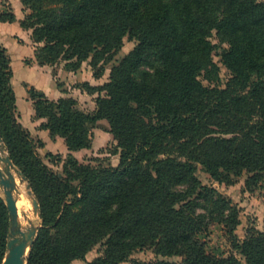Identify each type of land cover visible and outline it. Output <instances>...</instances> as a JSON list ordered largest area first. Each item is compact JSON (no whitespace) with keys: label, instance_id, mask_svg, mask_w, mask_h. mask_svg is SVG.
<instances>
[{"label":"trees","instance_id":"obj_1","mask_svg":"<svg viewBox=\"0 0 264 264\" xmlns=\"http://www.w3.org/2000/svg\"><path fill=\"white\" fill-rule=\"evenodd\" d=\"M21 1L30 9L21 25L32 29L40 64L65 59L78 69L89 59L100 78L125 38L137 41L106 82L84 83L99 92L91 112L73 98L29 89L35 116L46 119L40 127L64 137L69 150L90 147L91 127L110 123L119 164L92 166L70 155L64 173L44 161L19 119L12 58L0 41V136L42 219L27 264H73L98 243L102 253L86 264H120L146 247L182 257L148 264H264V231L239 240L237 207L197 175L198 164L219 182L248 172L250 190L264 178V0ZM14 20V12L0 13V21ZM214 31L228 44L224 86ZM205 204L208 212H198ZM214 218L244 260L208 252L200 234ZM10 225L0 195V264Z\"/></svg>","mask_w":264,"mask_h":264},{"label":"rangeland","instance_id":"obj_2","mask_svg":"<svg viewBox=\"0 0 264 264\" xmlns=\"http://www.w3.org/2000/svg\"><path fill=\"white\" fill-rule=\"evenodd\" d=\"M22 6L25 5L21 0H0V13L15 12L18 7L19 10L21 9L19 13L24 14L22 12L24 11V7ZM25 7L29 9V7ZM29 12L30 9L21 20H23ZM1 30L2 29L0 28L2 36H4L5 39L8 38L10 42L12 36L9 32ZM212 40L216 44L213 57L220 65V82L218 83L224 86L231 76L230 70L222 61V51L228 46V44L220 40L217 31H214ZM136 43L137 41L134 39L125 38L122 48L116 53L111 61L106 63L104 75L97 78L94 76V67L90 64L89 59L83 61L78 69L68 67L66 65L67 60L65 59H61L55 64H40L36 58L38 44H34V56H32L30 55L32 54V50H30L32 49L31 43V46H29V43L27 45L22 44L23 46H17L10 42L13 54L12 67L15 73L14 82L17 86L20 99L18 107L20 121L29 130V126H32L33 129L35 128L36 131L43 129L40 127L41 121H37V119L35 120L30 116L31 110L35 111L34 101L29 93V89L32 87H35L37 90L43 92L45 96L54 100H58L61 97L73 98L76 100V107L79 109L87 112L93 111L97 106L96 97L99 95V92L90 93V91L84 87V83L88 82L92 85H99L106 82L109 79L113 64L132 50ZM204 82L210 84L208 80H204ZM26 90L28 91V96L26 95ZM21 112L23 116H21ZM42 119L46 121L45 118ZM30 132L37 141V151L40 156H42L44 161L57 172L64 173V167L70 155H73L81 163L92 166H116L119 164L120 153L117 140L114 138V135L110 130V123L107 119H101L95 126L91 127L90 147L73 151L69 150L66 139L62 136L52 135L50 132V134L43 133L40 137L38 132L35 133L38 136L34 135L33 131L30 130ZM0 152L3 153L4 157L9 155L3 139L0 140ZM50 153H52V155H50ZM0 166L3 168L6 166V163L1 159V156ZM13 168L15 169V173L21 176L28 187V199L31 202L30 204H32V216L36 215L34 216V219L32 217V219H30V221L22 228L24 230L33 226L40 228L42 225L40 207L36 211L34 205V200H38V198L30 182L25 177L23 178L19 173L21 170L16 165ZM197 175L203 184L217 188L219 192H221L226 198L230 199L232 204L237 207L241 220L236 228V235L239 240H243L250 229L264 231V178L257 183L254 190H250L246 184V180L250 175L248 172H244L242 175L235 177L233 183L219 182L213 178L208 171H206L202 164H198ZM0 195L5 199L4 189L1 185ZM198 212L207 213L208 205L205 204L204 206L199 207ZM200 237L206 243L208 252L218 256H226L235 253L244 260V256L234 247L232 238L227 233L226 225L221 220L214 218L211 221L208 230L201 233ZM103 248V244L98 243L87 254L86 259H77L73 264H86L87 261H91L99 256L102 253ZM160 258H165L171 261L182 260L181 256H162L157 254L153 247H146L135 250L127 260L120 264H148L149 262Z\"/></svg>","mask_w":264,"mask_h":264},{"label":"water","instance_id":"obj_3","mask_svg":"<svg viewBox=\"0 0 264 264\" xmlns=\"http://www.w3.org/2000/svg\"><path fill=\"white\" fill-rule=\"evenodd\" d=\"M2 140V137H0ZM1 159L6 163L3 168L0 166V185L4 189L5 200L9 209L11 218L10 237L7 243V252L3 264H27V257L35 242L39 228L33 226L27 230L22 228L19 220L20 212L18 208V199L20 189L16 183V175L10 170L15 166L10 155ZM22 175V172L19 171ZM24 178V176L22 175ZM36 211L40 204L37 199L34 200Z\"/></svg>","mask_w":264,"mask_h":264},{"label":"crops","instance_id":"obj_4","mask_svg":"<svg viewBox=\"0 0 264 264\" xmlns=\"http://www.w3.org/2000/svg\"><path fill=\"white\" fill-rule=\"evenodd\" d=\"M24 7V11H22L24 14H20L19 12L21 11V9L19 10L18 7H17V10L14 12L15 15H16V20L12 21V22H9V21H0V28L2 29L1 31H6V32H9V34L12 36V39L10 40V42L12 44H15V45H20V46H23L22 44H31L29 46H31L32 49V56H34L33 54V50L35 48L34 44H37L36 42L33 41L32 37H31V33H32V29H28V28H24L22 25H21V22L20 20L25 16V14L29 11L28 8H26L25 6H22ZM0 41L7 47L8 49V52L10 53L11 55V58H12V61H13V54H12V51H11V45H10V42L8 40V38H4V36H2V34L0 33ZM16 46V47H17ZM19 46V47H20ZM27 47V46H26ZM18 48V47H17ZM23 51V50H22ZM14 77H15V73L12 77V83L15 87V90H16V93H17V104H18V107H19V95H18V91H17V86L15 85V82H14ZM26 95L28 96V91L26 90ZM30 116H32L33 119H37V121H41L40 123H42V121H44V119L42 118H36L35 117V111L34 110H31L30 112ZM22 114V112H21ZM23 116V114L21 115ZM23 118V117H22ZM30 130L33 131L34 135L36 136H42L43 133H49L50 134V131L48 129H42V130H38L36 131L35 128L33 129L32 126H29ZM38 132V135L35 134Z\"/></svg>","mask_w":264,"mask_h":264},{"label":"bare ground","instance_id":"obj_5","mask_svg":"<svg viewBox=\"0 0 264 264\" xmlns=\"http://www.w3.org/2000/svg\"><path fill=\"white\" fill-rule=\"evenodd\" d=\"M0 156L4 158V155L2 152H0ZM10 170L16 175V183H17L18 188L21 191L19 194V199H18V208L20 212L19 220H20L22 227H24V225H26L30 221V219H32V217L34 219V216L36 215L32 216V211H31L32 204H30L31 202L28 199L29 190H28L27 185L24 183L21 176L15 173L14 168H11Z\"/></svg>","mask_w":264,"mask_h":264}]
</instances>
